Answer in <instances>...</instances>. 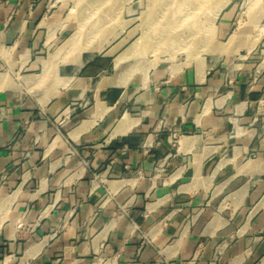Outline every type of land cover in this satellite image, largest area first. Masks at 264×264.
Returning a JSON list of instances; mask_svg holds the SVG:
<instances>
[{
    "label": "crops",
    "instance_id": "1",
    "mask_svg": "<svg viewBox=\"0 0 264 264\" xmlns=\"http://www.w3.org/2000/svg\"><path fill=\"white\" fill-rule=\"evenodd\" d=\"M75 20L0 0V264H264V60L122 69Z\"/></svg>",
    "mask_w": 264,
    "mask_h": 264
},
{
    "label": "rangeland",
    "instance_id": "2",
    "mask_svg": "<svg viewBox=\"0 0 264 264\" xmlns=\"http://www.w3.org/2000/svg\"><path fill=\"white\" fill-rule=\"evenodd\" d=\"M63 6L75 16V29L80 20L94 42L119 45L114 58L139 42L140 58L138 51L122 69L132 63L135 70L185 64L187 59L193 65L219 58L225 66L240 58L244 65L259 66L264 60V0H63ZM222 22L230 27L225 34L220 32ZM232 36L235 41L226 45ZM238 44L248 48H236Z\"/></svg>",
    "mask_w": 264,
    "mask_h": 264
},
{
    "label": "bare ground",
    "instance_id": "3",
    "mask_svg": "<svg viewBox=\"0 0 264 264\" xmlns=\"http://www.w3.org/2000/svg\"><path fill=\"white\" fill-rule=\"evenodd\" d=\"M227 3H228V1L220 5V7H219V9H218V11H217V15L220 13L221 9H222ZM227 5H228V4H227ZM85 24H86V23H85ZM85 24H84V25H85ZM84 25H82L80 31L74 36V38L72 39L70 45L75 46V45H78V44L82 43V41L84 40V37H85V31H84V28H85V27H84ZM95 36H96V35H95ZM139 46H140L139 42L134 43V44L132 45V47L129 49V52H127V53L125 52L123 55H121L120 57H118V60H117V61L120 60V62H122V61L130 60V59L132 58V56H135V54L139 51V49H138ZM198 68H199V70H200L201 73L205 71V67H204L203 64H199V65H198ZM46 70H47V69H46Z\"/></svg>",
    "mask_w": 264,
    "mask_h": 264
}]
</instances>
